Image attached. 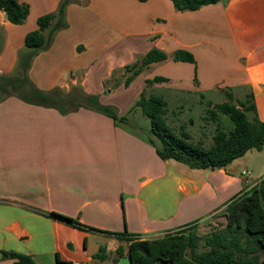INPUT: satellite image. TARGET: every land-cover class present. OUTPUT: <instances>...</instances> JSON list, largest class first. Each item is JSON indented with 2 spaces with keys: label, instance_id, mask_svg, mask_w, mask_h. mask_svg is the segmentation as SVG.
Segmentation results:
<instances>
[{
  "label": "crops",
  "instance_id": "0c3cea01",
  "mask_svg": "<svg viewBox=\"0 0 264 264\" xmlns=\"http://www.w3.org/2000/svg\"><path fill=\"white\" fill-rule=\"evenodd\" d=\"M21 1L30 6L22 24L9 21L0 9V75L16 69L23 53L30 55L25 49L27 33L37 29L39 17L56 11L61 0ZM115 1L71 2L66 11L69 26L32 57L30 86L43 91L76 86L102 96L107 81L113 84L124 66L150 49L168 54L186 49L196 63L169 58L152 64L144 71L155 68L152 74L143 72L137 78L157 74L168 81L144 84L138 96L162 85L198 96L201 102L211 92L221 94V102L227 101V92L242 101L253 95L256 113L251 116L264 122V0H223L191 11H177L172 0ZM144 4L145 21L130 18L131 6ZM119 12L122 27L113 23ZM133 83L112 85L110 92L124 93ZM255 150L225 168H191L162 159L138 132L116 126L96 110L80 107L63 113L18 95L2 96L0 264L14 262L1 253L4 250L32 254L36 264H131L128 236L155 239L187 228L203 238L223 230L229 202L260 182L252 179L263 168L256 171L246 160V167L241 162ZM51 212L111 233L97 231L101 238L93 244L87 235L83 252L76 254L67 247L69 242L76 247L69 236L73 226ZM212 219L221 225L201 234L199 229ZM123 221L127 237L114 234L122 233ZM205 250L201 239L196 251Z\"/></svg>",
  "mask_w": 264,
  "mask_h": 264
},
{
  "label": "trees",
  "instance_id": "16d2710c",
  "mask_svg": "<svg viewBox=\"0 0 264 264\" xmlns=\"http://www.w3.org/2000/svg\"><path fill=\"white\" fill-rule=\"evenodd\" d=\"M73 1L61 0L56 11L39 17L38 28L27 33L25 49L30 55H27V60L21 66L24 68V78H28L27 72L31 66L32 57L39 51L49 48L57 32L69 26L66 11ZM221 1L223 0H172L177 11L197 10ZM0 9L14 24L24 23L30 13L29 4L21 0H0ZM169 58L196 63L195 56L189 50L179 49L168 54L154 47L136 62L123 67L125 73L123 84L128 87L152 64L161 63ZM164 81H168V78L155 76L153 79H147L146 83L147 86H151ZM195 82H198L197 76H195ZM28 84L30 86L29 80ZM30 88L27 92L30 93L32 100L23 98L28 103L57 108L63 113L86 107L115 120H125L124 117L119 118L108 106L102 105L98 95L78 90L79 92L75 91L63 98L58 95L60 87L50 91L39 90L32 86ZM227 96V101L208 104L209 108L204 119L207 121L211 119L217 123L213 141L209 145L203 141H193L185 128L177 133L167 123L166 114L169 108L163 95L148 93L144 90L134 107L141 108L151 119L152 133L161 141V145L156 146V150L162 159L177 160L191 168H225L248 151L264 148V122L255 115L250 117L251 113H256L253 95H249L245 101L235 100L232 92H227ZM72 105L74 107H71ZM223 114L230 117L234 125L232 129L227 130L223 126L221 119ZM50 214L75 227L88 228L78 219L70 216L56 212ZM227 217L228 221L223 230L214 231L203 238L187 228H181L155 239L140 240L133 239L136 235L128 236L132 240L129 245L131 264H264V178L259 184L229 202ZM92 230L96 229L92 228ZM114 234L127 237L128 233ZM201 239L206 250L197 253L196 249ZM118 251L122 253L121 248ZM1 253L14 259L12 264H36L32 254L6 250Z\"/></svg>",
  "mask_w": 264,
  "mask_h": 264
},
{
  "label": "rangeland",
  "instance_id": "374dc122",
  "mask_svg": "<svg viewBox=\"0 0 264 264\" xmlns=\"http://www.w3.org/2000/svg\"><path fill=\"white\" fill-rule=\"evenodd\" d=\"M114 3H116L115 0H114ZM113 5L116 6V4H113ZM140 6L137 7L135 5H132L129 10L130 11L129 15H130V18H134L135 20L140 19V20L145 21V18L147 17L148 14L147 12H145L144 9L147 7V5L144 4L143 7H140ZM121 14L122 13L119 12L118 17L113 18V23L117 27H122ZM66 15H67V12H66ZM129 15H128V18H129ZM125 16H127V13L125 14ZM141 27H145V24L142 23ZM128 28L129 27H124V29H128ZM138 59L139 58H137L135 62ZM19 60H20L19 67L14 69L11 73L0 75V84L3 83L2 84L3 87H0V97L12 94V95H18L19 97L25 98L26 100H32L30 93L27 92V90L31 89L30 86H28L29 85L28 78H24V68L21 67L24 64L25 60H27V55L23 53L21 56V59ZM131 63H134V62H131ZM154 70L146 71L144 72V75L147 76L149 74H152ZM121 72H124V71L121 70L120 72H118L119 73V75L117 74L118 79L115 78L113 84H110L111 81L109 82L107 81V84L105 85L106 89L102 96L98 94L100 103L104 106H108L113 112L116 113V115L119 118L121 117L125 118V120H120V119L115 120L114 118L111 117L116 126L125 127L130 131L138 132L140 137H144V139L146 140L149 146L156 149V146L161 145V141L155 134L152 133L151 119L147 115L144 114L141 108L134 107L136 101L140 97V95L138 96V92L140 88L142 87V85L147 84L146 83L147 79H153L154 77L147 78V79L144 76H141L138 78L136 77L133 80L134 83L132 84L131 88L128 89L126 92L123 93V91H120L116 94H111L110 88H114L113 87L114 85L118 87L121 83L124 82L125 73H121ZM155 75L162 76V75H157V74ZM78 90H81V88L76 87V86L72 87L69 91L65 89H61L58 95L65 98L66 96H68L69 94L75 91L79 92ZM152 93L163 95L164 98L167 100L168 108L170 112L168 120L170 121V124L173 126V128L175 129L177 133H179L182 130V128H185V129H188V131L192 135L193 141L198 142L199 140H201L204 143H206V145H209L212 143L213 135L215 133V128L217 126V123H215L211 119L207 121L204 118L207 115V109L209 108L208 106L210 102L209 100H212L215 103H220L223 99L221 94L217 92L208 93L206 94V97L203 100L204 102H201L200 97L198 96L189 95L186 93H177L176 91L166 87L165 85L154 88ZM135 97H137V99ZM226 97L228 100L227 95ZM71 107H74V106L72 105ZM250 117H252L251 114H250ZM221 119L223 122V126L227 130L232 129L234 127L233 122L231 121L228 115H225V114L221 115ZM183 122H186V123H183ZM167 123L169 122L167 121ZM241 162L243 163L249 162L251 165H253L256 171L263 168L262 171L260 170L259 172H255V175L253 176L252 180L261 181L264 178V165H263L264 164V151L255 150L253 155H249L248 157L243 158ZM245 163L243 164L244 167H246ZM250 168L252 169V167ZM241 169H243V166H241ZM248 169L249 168L245 170H248ZM258 174H260V176H257ZM152 184H156V182H153ZM120 196L122 198L123 194ZM151 202L154 203L155 201L153 200ZM223 221H224V218L219 219V222L222 223ZM219 222H216L215 220L212 219L210 224L209 223L205 224L206 225L205 228L199 229L200 233L202 234V233L210 232L216 226L221 225L219 224ZM86 226L88 228H84V229L78 228L75 226L70 227L71 231L69 233V236L72 239H74L76 243V247H74L73 249L72 242H69L67 244V247L71 251L72 250L73 252L75 251L76 254H80L81 251L83 252L87 235L90 236V243L93 244L95 242H99L101 238L99 237L100 234L97 233V231H104L107 233H111V230H107V229L102 230L99 228H95L96 230H92V228L94 227L89 226V225H86ZM120 231H122V233H127L126 232L127 226L125 225L124 221H123V226L120 229ZM92 234H95V235H92Z\"/></svg>",
  "mask_w": 264,
  "mask_h": 264
},
{
  "label": "built area",
  "instance_id": "2783aa9c",
  "mask_svg": "<svg viewBox=\"0 0 264 264\" xmlns=\"http://www.w3.org/2000/svg\"><path fill=\"white\" fill-rule=\"evenodd\" d=\"M244 175H249V172L248 171H244L243 172ZM70 264H83L81 262H71Z\"/></svg>",
  "mask_w": 264,
  "mask_h": 264
}]
</instances>
